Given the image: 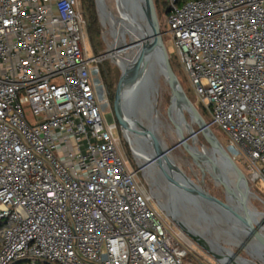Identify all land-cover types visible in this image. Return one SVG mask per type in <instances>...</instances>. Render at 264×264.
I'll use <instances>...</instances> for the list:
<instances>
[{
	"label": "built area",
	"instance_id": "obj_1",
	"mask_svg": "<svg viewBox=\"0 0 264 264\" xmlns=\"http://www.w3.org/2000/svg\"><path fill=\"white\" fill-rule=\"evenodd\" d=\"M166 3L188 89L264 186V0ZM84 25L78 0H0V264H217L127 167Z\"/></svg>",
	"mask_w": 264,
	"mask_h": 264
},
{
	"label": "water",
	"instance_id": "obj_2",
	"mask_svg": "<svg viewBox=\"0 0 264 264\" xmlns=\"http://www.w3.org/2000/svg\"><path fill=\"white\" fill-rule=\"evenodd\" d=\"M94 1L96 10L99 11L98 1ZM120 2L125 5L127 16L130 17L135 26L134 30H137L142 35V40L134 41L131 38L129 44L124 43L122 46L132 47L140 44L134 58L120 67V75L114 88L112 115L106 120L114 122L120 134L132 147L133 142L126 134V125L123 123L125 106L127 105L126 88L128 85L133 86L134 96H137L140 82L147 80L152 84V79L163 76L170 92V104L167 107L166 113L169 111H174L176 114L180 113L179 121L185 122V132L188 133V136H186L185 132L182 133L180 131V134H182L179 137L178 143L196 165L200 166L201 161L211 164L210 169L203 168L213 179L214 177L217 178L222 184L224 199L209 193L200 184L195 183L188 177L172 160L171 156L168 155L171 149L168 147L165 149L160 146L159 141L155 137H153L155 146L153 149L154 154L150 158L151 162L159 168L160 172L167 179H174L178 183V186L184 193V197L181 198L182 204H186L193 215L190 220L192 223L198 224L205 221L208 218V213L213 210H222V212L231 211L235 218L246 225L247 230L244 236L247 239H255L257 246L254 247V252H248V256H241L233 251L229 254L225 248L211 247L202 237L196 235L191 230L187 229L186 232L191 236L195 244L219 264H257V261L259 264H264V226L262 225V221L257 218L259 213L252 211L247 206L250 193L249 183L242 170L215 137L208 123L181 86L171 66L169 55L162 39L154 1L120 0ZM135 14H139L142 23H144L142 27L137 24ZM144 94L147 97L149 96L148 91H145ZM154 99L156 101V98ZM184 112H186L188 119L184 115ZM192 125H195L197 130H194ZM197 134H200L204 143L198 140ZM189 140L191 141L189 142ZM205 143L209 146L208 149L205 148ZM205 150H212V154L220 155L224 160L223 166L219 167L216 161L214 162V159L212 160L210 155L205 153ZM227 172L232 173L235 177V182L228 179ZM223 174L226 178H224ZM173 199L175 201L173 203H177V197L175 196ZM233 200H237V207L232 205Z\"/></svg>",
	"mask_w": 264,
	"mask_h": 264
},
{
	"label": "rangeland",
	"instance_id": "obj_3",
	"mask_svg": "<svg viewBox=\"0 0 264 264\" xmlns=\"http://www.w3.org/2000/svg\"><path fill=\"white\" fill-rule=\"evenodd\" d=\"M105 4L108 6L109 10L112 12L113 15H119V8L118 3L116 0H104ZM95 2V1H94ZM161 4L157 9V17L159 21L162 22V14L165 13L167 9V3L166 0H160ZM78 7L80 8V0H78ZM161 7V9H160ZM97 11V10H96ZM100 28H101V37H100V52L98 54H108L105 58L98 64L99 68V80L101 82V90L99 92V101L103 110V113L105 115V119H108L110 115H112V96L114 98V88L117 82V79L120 75V65L121 62L118 57L111 56L110 52L114 50H119L122 48L124 43L129 44L131 41V37L128 36L126 31L119 30V34H121V39L119 40V45L115 48V38L112 34L113 28L116 27L111 25L107 21H103L101 19V16L99 14V11H97ZM102 20V21H101ZM109 24V25H108ZM161 29L164 31L166 29V26L161 23ZM85 37V45L87 49V55L90 57L94 54L90 42L86 36V33L84 34ZM163 41L165 44V47L167 49L169 59L171 66L177 75V78L183 87L184 91L188 95V97L191 99L197 110H201L204 114V119L206 122L210 120V114L205 110L204 106L200 103H197L196 99L194 98L193 93L188 89L187 85V79L185 77L184 72L182 71V68L179 66L177 54L175 47L170 40V37L168 35L163 36ZM97 55V54H94ZM113 59H112V58ZM101 66H104L106 70L109 73V79L110 83H108L109 88L106 86V82L103 80V77L101 76ZM122 66V65H121ZM156 101L154 102L155 110L161 120L159 124V130L160 135L162 139L164 140L165 144L168 148L171 149L170 155L172 160L179 166V168L185 172V174L190 177L195 183L200 184L205 190H207L209 193L224 199V193L222 189V184L219 182L217 178L214 177V179L210 176V174L204 169L206 168V164L209 165V163L205 161L200 162V166L196 165L190 157L186 154V152L183 150L182 146L178 143L179 138L177 137L176 133L168 128V116H167V107L170 104V92L168 90V86L163 78V76H159L158 80V90L155 94ZM28 118L31 119L30 114L28 113ZM184 115L188 119V116L186 112H184ZM194 130L196 129L195 125H192ZM211 131L215 135V137L220 141V143L225 146L226 144V136L224 133H222L217 127L213 126L210 127ZM185 135L188 136V133L185 132ZM115 136L118 137V147L119 150L123 156V159L126 162L127 167L130 170H137L136 179L137 182L141 188V190L145 193V195L149 198V202L151 205L156 208L164 217L166 223L169 224V226L172 228L174 232L179 234L184 238V240H192L191 236L186 232L187 229H184L182 227V224L177 221L173 215H170L166 210V205L164 207L163 204V197L164 192L162 191L164 181L163 180H156L154 179V168H146L143 163V159L140 157V155H135L132 151V147L128 144V142L124 139V137L120 134L118 129H115ZM198 140L203 142V139L201 138L200 134H197ZM191 140H189L190 142ZM196 145H198L196 143ZM132 148V149H131ZM205 148L208 149L209 146L205 143ZM237 166L242 170L246 177V173L244 171V164L242 162V159H234ZM206 163V164H205ZM204 167V168H203ZM211 173V172H210ZM213 173V171H212ZM160 177V176H159ZM162 182V183H161ZM256 188L250 186V193L247 200V206L254 212L259 213V216L261 214H264V186L260 183H256ZM158 192V193H157ZM158 195V196H157ZM174 200V199H173ZM175 202V201H173ZM183 215H185L189 220L192 218V213L189 210V212H183ZM258 216V217H259ZM262 221V224L264 225V218H259ZM208 224V227H221L219 223H211L207 220L203 222H199V225L202 224ZM218 229V228H217ZM203 234L207 237H212L217 240V242L226 250L233 251L238 253L241 256H248V251L246 250L244 245H237L236 240H229L225 239L223 236L219 235L220 233H210L208 230H204ZM194 242V241H193ZM195 244V242H194ZM194 248L198 251L199 254L203 256L208 261L213 260L211 257L207 256L206 252L202 250L197 244H195ZM197 247V248H196ZM215 261V260H213ZM216 262V261H215ZM259 264V262H256ZM217 264H219L217 262Z\"/></svg>",
	"mask_w": 264,
	"mask_h": 264
},
{
	"label": "bare ground",
	"instance_id": "obj_4",
	"mask_svg": "<svg viewBox=\"0 0 264 264\" xmlns=\"http://www.w3.org/2000/svg\"><path fill=\"white\" fill-rule=\"evenodd\" d=\"M99 4V12L101 19L103 21L109 22L112 26L114 25L116 28L112 30V34L115 38V48L119 45V40L121 39V34H119V30H124L130 36L134 41H141L142 35L137 30H134V25L130 19L129 16H127V13L125 11V5L120 2V0H117L118 2V8L120 14L117 16L113 15L112 12L109 10L108 6L105 4L104 0H97ZM104 3V5H102ZM135 20L139 26H143L144 23H142V20L140 19L139 14H135ZM101 20V21H102ZM109 25V24H108ZM140 45V44H139ZM139 45H134L132 47H122L119 50H114L110 52L111 56H116L119 58L121 65L123 66L124 63L127 61H130L134 58ZM120 65V67H122ZM145 73V72H143ZM158 80L159 78L152 79V84H150L149 81L143 80L140 82L138 87V93L137 96H134V88L133 86L128 85L126 88V103L125 106V117L123 123L126 125V134L129 136L132 143V148L135 155H140V157L143 159L144 166L146 168H154V181L156 180H163L164 185L162 188V191L164 192L163 197V204L164 207L166 205V210L170 215H173V217L179 221L182 224V227L184 229L191 230L196 235L202 237L207 244H209L213 248L221 247L223 248L216 239L212 237H207L203 234L204 230H208L210 233H220L219 235L223 236L225 239L229 240H236L237 245H244L246 250L249 253L254 252V247L257 246V243L255 239H247L244 236V233L247 230L246 225L243 224V222L239 221L235 216L231 213V211L222 212L219 210H213L210 213H208V218L206 219L208 222L211 223H219L221 227H208V224H194L192 223L185 215H183V212H189L190 208L186 204H182L181 198L184 197L183 191L178 186V183L174 179H167L159 170L157 166L154 165V163L151 162V156L154 154L153 149L155 146V142L153 140V137H155L159 143L160 146L166 149L167 145L165 144L164 140L162 139L160 135L159 130V124L161 122L155 107V94L158 90ZM149 93V96H145L144 92ZM169 126L168 128L173 130L177 137L179 138L182 133L185 132V122H180V116L181 114H176L174 111H169L167 113ZM178 122V123H177ZM189 124V123H188ZM180 131L182 132L180 134ZM212 150H205V153L210 155L211 159H214V162L216 161L217 165L219 167H222L223 165V159L220 155L212 154ZM170 155V153H168ZM206 162V161H205ZM164 165L165 163L162 162ZM209 163V162H207ZM206 164V163H205ZM166 166V165H165ZM206 168L210 169L211 164L207 165ZM213 168V167H212ZM228 171V170H227ZM230 172V171H228ZM228 179H230L232 182H235V177L232 175V173H228ZM160 176V177H159ZM223 176H225L223 174ZM226 178V176L224 177ZM162 183V182H161ZM158 193V192H157ZM158 196V195H157ZM177 197V203H173V197ZM237 200L232 201V205L237 207ZM222 212V214H221ZM263 217L264 214H261V216L257 217L259 218ZM263 225V224H262ZM264 226V225H263ZM242 233V234H241ZM224 249V248H223ZM226 250V249H225ZM229 254H231V251L226 250Z\"/></svg>",
	"mask_w": 264,
	"mask_h": 264
},
{
	"label": "trees",
	"instance_id": "obj_5",
	"mask_svg": "<svg viewBox=\"0 0 264 264\" xmlns=\"http://www.w3.org/2000/svg\"><path fill=\"white\" fill-rule=\"evenodd\" d=\"M153 1H154L155 9L157 12V9L161 4L159 2L160 0H153ZM80 8H81V12H82L83 19L85 22L84 30L90 42L91 48L94 54L100 55L98 53L100 52L99 44H100V37H101V28H100V23H99L97 11H96L95 2L94 0H80ZM98 71H99V68H98ZM100 71H101V76L103 77V80L106 82V86L109 88L108 83H110V80H108L109 79L108 71L106 70L104 66H101ZM113 99L114 98L112 96V101ZM203 110L205 112V109ZM199 112L204 118L203 112L201 110H199Z\"/></svg>",
	"mask_w": 264,
	"mask_h": 264
}]
</instances>
